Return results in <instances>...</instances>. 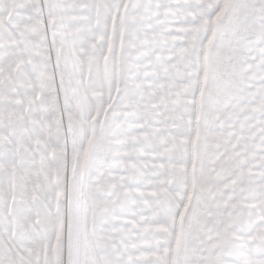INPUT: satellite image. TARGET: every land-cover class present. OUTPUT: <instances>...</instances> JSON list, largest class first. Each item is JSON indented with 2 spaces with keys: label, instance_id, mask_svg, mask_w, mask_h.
Here are the masks:
<instances>
[{
  "label": "snow or ice",
  "instance_id": "obj_1",
  "mask_svg": "<svg viewBox=\"0 0 264 264\" xmlns=\"http://www.w3.org/2000/svg\"><path fill=\"white\" fill-rule=\"evenodd\" d=\"M0 264H264V0H0Z\"/></svg>",
  "mask_w": 264,
  "mask_h": 264
}]
</instances>
